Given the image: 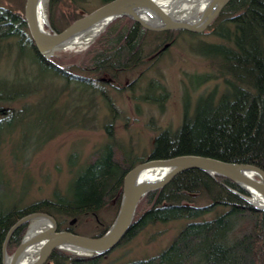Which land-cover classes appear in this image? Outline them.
Wrapping results in <instances>:
<instances>
[{
    "label": "trees",
    "instance_id": "1",
    "mask_svg": "<svg viewBox=\"0 0 264 264\" xmlns=\"http://www.w3.org/2000/svg\"><path fill=\"white\" fill-rule=\"evenodd\" d=\"M109 1L101 0L102 5ZM53 4L56 0H51V7ZM23 13V7L18 12L0 4V60L12 55L15 43L17 63L26 60L37 68L38 75L64 81L63 91L72 81L77 90H95L107 100L111 110L114 103L107 89L110 81L104 75L113 80L150 61L151 67L161 58L162 47L166 43L172 45L181 33L193 37L203 33L151 31L123 16L106 27L81 61L64 60L57 55L50 61L37 49ZM84 15L72 14L68 26ZM206 31L215 40H200L193 45V51L210 64V69L186 75L180 126L160 131L145 160L137 161L121 150L117 141L108 142L75 170L65 194L57 192L52 199L0 210V264L6 236L18 220L45 212L58 220L60 230L77 233L74 226H64V220L72 218L77 222L86 215L98 216L111 204L117 212L125 175L149 159L201 155L264 170V0H232ZM149 87L161 93L150 96L148 90V101L159 103L168 95L166 86L158 80H152ZM203 87L206 89L193 103L192 91ZM34 91H8L5 96L7 91L0 87V101H12ZM64 113L63 110L62 117ZM107 131L112 134L109 126ZM235 191L248 194L225 176L214 178L198 168L181 172L164 188L141 199L131 227L117 247L132 241L149 225L187 219L171 243L153 256L105 264H264V210ZM109 226L94 236L102 235ZM26 228L25 223L14 231L7 244L8 253L18 248ZM109 253L82 256L56 249L46 264H104Z\"/></svg>",
    "mask_w": 264,
    "mask_h": 264
},
{
    "label": "rangeland",
    "instance_id": "2",
    "mask_svg": "<svg viewBox=\"0 0 264 264\" xmlns=\"http://www.w3.org/2000/svg\"><path fill=\"white\" fill-rule=\"evenodd\" d=\"M0 4L18 12L23 7L25 16L26 0H0ZM101 5V0H56L51 7V0H48L49 24L45 28L52 33L58 32L56 28L65 29L75 12L88 14ZM200 40L213 41L215 38L207 31L198 37L183 32L172 45L169 43L153 66L150 67V61L133 71L120 73L113 80L104 75V79L110 81L107 89L114 103L113 110L95 90H77L76 82L72 81L68 90L63 91L64 81L38 75L37 68L26 60L17 63L14 43L12 55L0 60V87L7 91L5 96L8 91L25 92L30 88L36 91L12 101H0V120L3 118L0 125V210L52 199L57 192L65 194L75 170L108 142L117 141L121 150L137 161L147 159L155 136L166 128L176 129L182 123L186 75L210 69V64L193 51V45ZM90 45L81 51H59L55 56L81 61ZM154 79L166 86L168 94L159 103L145 99L148 90L150 96L161 93L148 88ZM210 88L193 90V103L204 89ZM20 112L24 115H17ZM108 126L112 134L108 133ZM113 205L101 210L97 217L86 215L77 222L67 218L63 225L74 226L78 234L94 236L116 218L118 211ZM187 222L181 219L149 225L132 241L112 250L103 263H123L156 255L171 243ZM26 224L22 240L30 222ZM15 251L8 253L7 250V253L12 255Z\"/></svg>",
    "mask_w": 264,
    "mask_h": 264
},
{
    "label": "water",
    "instance_id": "3",
    "mask_svg": "<svg viewBox=\"0 0 264 264\" xmlns=\"http://www.w3.org/2000/svg\"><path fill=\"white\" fill-rule=\"evenodd\" d=\"M231 1L209 0L201 13L196 15L193 20H184L175 18L157 0H111L75 20L63 31L52 33L39 23L37 14L39 0H26L25 19L37 49L41 55L52 61V56L55 55V52L60 49H66L72 40L102 26L104 27L103 32L111 22L123 16L134 19L144 28L151 31L188 30L202 33L211 26L221 11ZM154 19L159 22L154 23ZM46 24H49L48 20ZM169 45V43L164 45L161 51H165ZM156 167L168 170L158 179L143 176L146 170ZM191 168L204 170L214 178L217 175L230 178L248 193L246 195L235 191L237 194L255 207L264 210V205H260L255 201L256 195L264 199V170L258 166L229 162L201 155L149 159L137 164L125 175L118 213L105 233L95 237L81 235L70 230H60L57 219L53 215L45 212L31 213L18 220L9 230L4 243L3 264H6V258L9 256L6 249L11 235L18 227L27 222H30L31 225L32 220L38 217H44L49 220L50 226L27 239V234L30 230L29 225L22 242L16 251L9 256L11 257L10 264H22L24 249L30 243L40 242L41 248L37 258L27 264H46L56 249L82 256L104 255L112 251L120 244L130 229L141 199L152 191L164 188L178 174ZM73 221L75 222L76 219ZM65 246L76 247L83 252H74L65 248Z\"/></svg>",
    "mask_w": 264,
    "mask_h": 264
},
{
    "label": "bare ground",
    "instance_id": "4",
    "mask_svg": "<svg viewBox=\"0 0 264 264\" xmlns=\"http://www.w3.org/2000/svg\"><path fill=\"white\" fill-rule=\"evenodd\" d=\"M161 5H163L166 11L171 12L175 18L184 19V20H193L196 15L201 13L204 9L205 5L208 3L209 0H157ZM47 4L48 0H39L37 14L39 23L44 26L47 22ZM152 20V19H151ZM158 20L154 19V23H158ZM103 26L91 31L88 34H85L81 37H78L72 40L69 43V46L66 49L57 50L55 53L59 51H81L88 47L93 40L97 38V36L102 32ZM168 169L166 168H151L146 170L143 176L147 177H154L156 179L162 177ZM255 201L260 205H264V199L259 197L258 195L255 196ZM50 226V221L44 217H38L32 220L30 225V230L27 234V239L31 238L39 231L44 228H48ZM41 243H30L23 252L22 264H27L33 260H35L40 252ZM65 248L72 250L74 252H83L81 249L72 246H65ZM10 256V255H9ZM7 256L6 264H10L11 257Z\"/></svg>",
    "mask_w": 264,
    "mask_h": 264
},
{
    "label": "flooded vegetation",
    "instance_id": "5",
    "mask_svg": "<svg viewBox=\"0 0 264 264\" xmlns=\"http://www.w3.org/2000/svg\"><path fill=\"white\" fill-rule=\"evenodd\" d=\"M96 217H97V215H96Z\"/></svg>",
    "mask_w": 264,
    "mask_h": 264
}]
</instances>
